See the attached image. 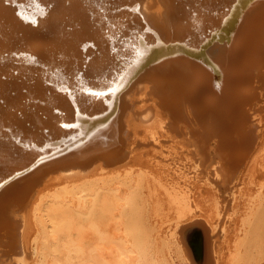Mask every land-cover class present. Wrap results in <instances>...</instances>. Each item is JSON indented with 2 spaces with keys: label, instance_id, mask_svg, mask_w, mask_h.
I'll return each instance as SVG.
<instances>
[{
  "label": "bare ground",
  "instance_id": "bare-ground-1",
  "mask_svg": "<svg viewBox=\"0 0 264 264\" xmlns=\"http://www.w3.org/2000/svg\"><path fill=\"white\" fill-rule=\"evenodd\" d=\"M0 264H264V0H0Z\"/></svg>",
  "mask_w": 264,
  "mask_h": 264
},
{
  "label": "rangeland",
  "instance_id": "rangeland-1",
  "mask_svg": "<svg viewBox=\"0 0 264 264\" xmlns=\"http://www.w3.org/2000/svg\"><path fill=\"white\" fill-rule=\"evenodd\" d=\"M233 199H232V205L229 207V210L227 211V214L225 215V221H222L221 222V225L222 226H220V224H217L216 225V223L214 224V226H216L217 228H216V230L215 231H217L218 229H219V236H221V240H224V230L226 229V227H228L229 228V225L230 224H232L231 226H230V228H232L233 227V221H232V217H234V212H233V209H232V207H233ZM233 229H234V227H233ZM214 231V232H215Z\"/></svg>",
  "mask_w": 264,
  "mask_h": 264
}]
</instances>
